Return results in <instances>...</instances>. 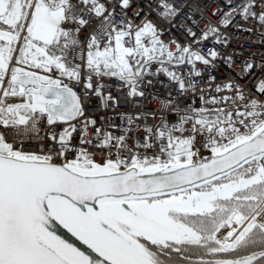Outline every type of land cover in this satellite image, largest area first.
I'll list each match as a JSON object with an SVG mask.
<instances>
[{
    "label": "snow or ice",
    "instance_id": "1",
    "mask_svg": "<svg viewBox=\"0 0 264 264\" xmlns=\"http://www.w3.org/2000/svg\"><path fill=\"white\" fill-rule=\"evenodd\" d=\"M257 126L264 0H0V264H135L140 183Z\"/></svg>",
    "mask_w": 264,
    "mask_h": 264
},
{
    "label": "flooded vegetation",
    "instance_id": "2",
    "mask_svg": "<svg viewBox=\"0 0 264 264\" xmlns=\"http://www.w3.org/2000/svg\"><path fill=\"white\" fill-rule=\"evenodd\" d=\"M258 172L261 179L255 177L253 183L221 201L213 212L189 216L187 222L201 234L200 242L150 244L149 248L166 264H215L264 254V161L221 182L250 179Z\"/></svg>",
    "mask_w": 264,
    "mask_h": 264
},
{
    "label": "water",
    "instance_id": "3",
    "mask_svg": "<svg viewBox=\"0 0 264 264\" xmlns=\"http://www.w3.org/2000/svg\"><path fill=\"white\" fill-rule=\"evenodd\" d=\"M261 159H264V131H261L260 126L252 134L237 143L224 149H216L208 156H190L184 161L177 160L170 164L160 163L162 171L140 183L139 188L142 191L138 193L140 196L139 202H147L201 189L221 181ZM137 207L141 210V216L137 224L138 228L142 229L145 228L141 222L145 214L139 204H137ZM139 232L144 231L139 230ZM142 236L144 235L142 234ZM144 240L147 241L145 238L139 241L137 251L132 257L135 264H161L142 243ZM262 258H264V254L240 260L225 261L219 264H254Z\"/></svg>",
    "mask_w": 264,
    "mask_h": 264
},
{
    "label": "rangeland",
    "instance_id": "4",
    "mask_svg": "<svg viewBox=\"0 0 264 264\" xmlns=\"http://www.w3.org/2000/svg\"><path fill=\"white\" fill-rule=\"evenodd\" d=\"M255 177L261 179V172L246 180L230 179L170 197L138 202L146 216L143 215L141 221L146 229L138 228L144 231L141 234L148 241L144 240L142 243L149 247L153 243L165 245L169 242L176 244L200 242L201 234L187 222L189 216L213 212L221 201L245 189L249 183L255 181Z\"/></svg>",
    "mask_w": 264,
    "mask_h": 264
},
{
    "label": "built area",
    "instance_id": "5",
    "mask_svg": "<svg viewBox=\"0 0 264 264\" xmlns=\"http://www.w3.org/2000/svg\"><path fill=\"white\" fill-rule=\"evenodd\" d=\"M236 36H239V38L241 40H245L247 39V34L245 33H235ZM248 45L245 44L244 47L246 48ZM156 105L155 103H151L148 105V108L151 109V108H154ZM127 107V105L125 104V102L123 100H121L120 102V110H124L125 108ZM259 126H257L255 129H252L250 130L249 132H246V133H243L239 136H235V137H232L231 139L227 140V141H217V143L215 145H210L212 147H215L216 149L218 148H224V147H227V146H230L232 144H234L235 142H237L238 140H240L241 138L245 137V136H248L250 135L253 131H255ZM200 143H203L202 141L198 142V147H199V144ZM189 153H192V154H195L197 155L196 153H194L192 151L191 148H184V149H181L180 151H177V152H174L170 158H164L162 159L160 162H164V163H170V162H173L175 160H180V159H183L187 154ZM200 154H208L207 152H205L202 148L199 149V155Z\"/></svg>",
    "mask_w": 264,
    "mask_h": 264
},
{
    "label": "trees",
    "instance_id": "6",
    "mask_svg": "<svg viewBox=\"0 0 264 264\" xmlns=\"http://www.w3.org/2000/svg\"><path fill=\"white\" fill-rule=\"evenodd\" d=\"M255 164H257V162H254V163H252L251 165H249L248 167H251V166H253V165H255ZM248 167H246L245 169H247ZM244 170V169H243ZM242 171V170H241ZM237 173H239V172H237ZM236 173V174H237ZM235 175V174H234ZM166 245V244H165ZM152 246H157L156 244H152ZM148 249L150 250V252L154 255V257H156V259L161 263V264H166L158 255H157V253H155L152 249H150L149 247H148ZM177 259V258H176ZM260 261V260H259ZM258 262V261H257ZM256 262V263H257ZM212 263V262H211ZM214 263V262H213ZM212 263V264H213ZM256 263H254V264H256ZM215 264H219L218 262L217 263H215ZM257 264H264V259L263 260H261L260 262H258Z\"/></svg>",
    "mask_w": 264,
    "mask_h": 264
},
{
    "label": "bare ground",
    "instance_id": "7",
    "mask_svg": "<svg viewBox=\"0 0 264 264\" xmlns=\"http://www.w3.org/2000/svg\"><path fill=\"white\" fill-rule=\"evenodd\" d=\"M231 229H232V227L227 228V229L223 232V236H226V234H227L229 231H231Z\"/></svg>",
    "mask_w": 264,
    "mask_h": 264
}]
</instances>
